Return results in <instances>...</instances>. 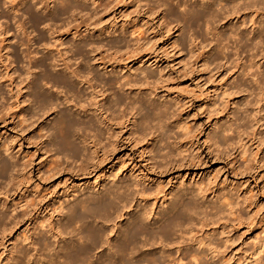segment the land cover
<instances>
[{"label": "rangeland", "instance_id": "obj_1", "mask_svg": "<svg viewBox=\"0 0 264 264\" xmlns=\"http://www.w3.org/2000/svg\"><path fill=\"white\" fill-rule=\"evenodd\" d=\"M38 1L0 0V161L5 159L16 168L12 172L14 180L0 179V213L9 217L0 226V264H53L57 252L70 247L72 242L77 245L86 241L91 232L84 230V233H80L83 230L80 231L79 223L73 227L76 231H72L70 226L73 224L66 221L68 208L84 195L100 194L111 182L118 180L138 182L136 191L142 189L148 193L143 199L147 200L149 209L155 199L167 194L171 202L183 191L191 192L199 202L205 203V207L209 205L207 210L200 212L183 240L188 243V248L195 251H204L198 248V242L207 239L218 247L217 256L213 259L208 257L206 264H264V33L257 40L261 49H253V44L246 40L254 33L252 18L249 15L240 20L224 16L210 20L212 18L208 15L206 18L199 15L188 19L182 17L183 10L193 3L204 4L205 0H185L189 6H183L184 9L171 6L164 0L160 3L151 0H100L99 4L104 3L101 8L98 3H89L90 0H73L89 7L85 13L76 12L77 18H86L84 14L88 13L92 29L97 26L95 31L108 30L102 38L94 36L92 31L83 32L82 38L70 36L63 38V41H67V45H75L79 40L89 41L92 38L106 44L124 38L133 44L136 42L134 38L137 40L140 37L144 43H151L146 47L152 49L148 50L152 51L156 62L126 64L131 71L128 68H110L109 72L113 73L112 77L118 75L120 78L133 75L136 71V77L142 78V69L154 75L150 84L143 87V103L147 102L146 107L148 102L167 104L171 121L179 122V126H170V142L175 143L170 146V155L165 160L156 156L154 149L151 150L150 137L137 133L141 128L135 123L140 116L148 115L147 110H142L145 112L141 111L137 119L132 120L131 124L127 123V128L125 125L117 127L114 137L118 136L115 137L118 151L111 152V159L102 163L91 162L87 166L85 158L77 159L73 154L71 157L65 148L57 145L59 139L51 130L57 114L30 117L36 115V111L33 114L36 106L33 107L28 101L30 90L24 84L28 78L26 72L30 67L37 70L34 76L42 77L43 73H38V67L35 68L40 58H36L35 62L32 59L36 54L41 56L44 53L42 38L51 44L56 43L52 40V26L48 28L49 23L42 22L48 17V10L41 7V3L55 0ZM13 3H18L15 12L11 11L16 5ZM27 5L33 6L32 11H26ZM55 5L53 3L50 7L54 9L57 7ZM198 9L201 11V8ZM63 17L66 19L65 15ZM258 20L257 26L261 22L259 26L263 29L264 15ZM62 23L61 20L56 22L58 30ZM237 32L242 38L238 36L234 39ZM6 45L8 47L4 48ZM225 45L232 50L229 55L222 50ZM250 61L263 64L261 76L246 72ZM100 76L108 78L103 71ZM18 90L23 93L17 95ZM60 95L59 98L62 97ZM15 96L21 100L18 107L14 103ZM64 104L60 109L79 114L71 105ZM122 108L121 111L116 109V112L123 114ZM229 113L233 117L228 118ZM22 115L28 117L27 122L22 121ZM149 115L148 120L154 118L152 114ZM80 116L83 117V114ZM81 117L75 116L77 120ZM227 125L231 126L229 133L222 131ZM100 127L105 130L103 126ZM88 133L84 134L88 136ZM105 135L109 137L107 133ZM107 142L104 141V144ZM6 146L9 152L5 151ZM91 151L88 148L89 154ZM99 154L101 156L103 151H99ZM81 166L86 169L80 170ZM131 202L134 203L128 206L132 208L127 207L122 218L114 217L113 224L119 226L124 222V226L129 218L141 213L138 205L145 204L140 202V198ZM38 206H41L42 213L32 212ZM162 209V204H158L156 214ZM97 218L96 223H92L99 230L98 224H102L104 219L101 217V221ZM37 220L44 221L42 227ZM155 220L158 217L154 218L152 224ZM52 229L64 234L62 238L58 240L52 237ZM111 229L105 227L106 233L118 237V233L111 234ZM155 229L159 232L160 227H154L153 231ZM44 241L50 244L49 247L44 245ZM85 241L83 244L88 249H83L80 244L76 247L78 249L80 245L81 251L92 248L89 257L87 255L90 264L96 263L100 254L109 252L108 246H100L99 243L94 250L90 242ZM194 243L196 245L190 246ZM261 248V260L254 262L251 257L255 250ZM115 250L116 244L115 247L113 244L111 251ZM170 251L179 256L177 249ZM71 257L69 255L68 260L73 261L75 258L72 260ZM87 257L83 262L87 263Z\"/></svg>", "mask_w": 264, "mask_h": 264}, {"label": "bare ground", "instance_id": "obj_2", "mask_svg": "<svg viewBox=\"0 0 264 264\" xmlns=\"http://www.w3.org/2000/svg\"><path fill=\"white\" fill-rule=\"evenodd\" d=\"M39 1L41 2L42 0ZM99 1L100 0H90L89 3L91 2V4L94 5ZM151 1L160 3L161 0ZM164 1H166V3L168 4H171V6L173 5L179 8H183V6L184 8H187V6H189L186 3L187 1L185 0ZM53 3L57 4L55 5L57 7L54 9L50 7V5ZM17 4L18 3H13L15 7L13 6L11 8V11H16L15 9L16 6H18ZM41 4L42 8L48 10L47 19L41 21L45 23L47 22V24L49 23L50 25L46 24L48 28L52 26L50 29V31H52V40H54V42L56 43L60 41L61 42L59 43V45H57L56 43L51 44L50 41L42 38L41 48H43L42 51H44V53L42 52L43 54L41 56H38L36 54L34 59H32L34 61L36 60V58H40L39 63L35 65V68L38 67V71H40L38 73H43L42 77L39 78L36 75L34 76L37 70L34 71L32 69V71L31 69H29L30 67L28 68V72H26L28 78L26 77L27 82L24 80V84L26 83L27 88L30 90V94L28 93V101L32 106H36V108L33 110V114L34 111H36V115H31L30 117L35 118V116L37 115L45 116L48 114H57V118H55L51 125V130L55 132V136L59 139L57 145L59 144L60 147L65 148V151H67L69 155L73 154V156L77 157V159L82 157L85 158V163H87L88 166L91 162H107V159L110 158L111 152L115 153L116 151H118V141L115 138L118 136L116 135L114 137L117 127H120V125H125V127L127 128L129 126H126L127 123L131 124L132 120L137 119V116L141 115L140 112L142 110H147V117L150 116V113L154 118L152 117L153 119L148 120L147 117L140 116L137 124L134 122L138 128H141L140 131L137 129L139 131L137 133L141 132L147 138L150 137V146L153 147L151 148V150L154 149V153H157L156 156L159 155V158L162 157L163 160H165L170 155V146L175 143L170 142V126L172 124H176V126H179V122H175L174 120L171 121L172 118L169 115L170 107L168 108L167 104L165 105V103H162L163 105H160V103L157 104L154 102H148V105L146 107L145 104H147V102L143 103L145 100L143 87L150 84V80L155 78L154 75L143 69L140 71L142 78L136 77L137 71L134 72L133 75L121 78L118 75L112 77L113 73L109 72L110 68L112 70H125L128 68V65L126 64L131 65L134 63L133 65H146L150 62H156L151 55L152 51H149L152 49H147V47L150 46L151 43H144V41L140 37H138L137 40L134 38L136 42H133V44L129 39L127 40L124 38H118V40L113 42L110 41L106 44H104L103 41H93L91 38V40L89 41L79 40V43L75 45H67V41H63V38H68L70 36L75 39L79 37L82 38L83 36L81 37V34L83 32L92 31L94 36L102 38L106 35L108 29L95 31L94 29H96L95 27L97 26H94V29H92L93 27L89 24L91 17L88 15V13L84 14V16H87L86 18H77L75 16L79 13H85L89 9L86 4H79L78 2L73 0H55L53 2L51 1L45 4ZM102 4L98 3L99 8L103 6ZM32 7L31 5H27L26 11H32ZM102 8L104 9L105 6ZM198 8H201V11H199ZM197 9L199 12L197 11ZM76 12L78 13L75 14ZM70 14L71 16H68ZM63 15L66 16V19H64L65 17H63ZM181 15L182 17H184V19H188L197 15L202 17L208 15L210 16V18H212H209L210 20L220 18L221 16L231 18L233 17L235 19L239 18L240 20L241 17H246L249 15L252 18L251 25L255 28L253 29V36H250L251 38L246 37V40L253 44V49L257 51L261 49V44L260 42H257V40L262 37L264 28L262 29L261 26H259V24L261 25V22L257 26V20L258 18L260 19L262 15H264V0H205L204 4L201 5L199 3H193L190 8L188 7V9L183 10ZM202 19L201 21H203ZM60 20L63 23L60 27V30H58L56 22ZM38 21L39 20H37V22ZM19 28H21V26H19ZM62 30L63 32H61ZM235 34L236 36L234 37V39L236 37H241L239 32ZM222 45H224V43ZM6 47L8 46L6 45L4 48ZM222 50H224V53H228L227 55H229V53L232 51L229 50V45H225ZM252 62L253 61H250L249 65H247L246 72L248 74L254 72L253 76H261L263 74L261 73L263 64H258L256 63V61H254L255 63ZM238 68L240 69L241 66H238ZM102 71L106 76H108V78H103V76H100V73ZM129 71L131 70L129 69ZM11 90L12 89H10V91ZM20 91L18 90L17 95H21V93H23ZM15 94L16 93H14V95ZM60 94L64 98L63 100L62 97H60L62 101H60L61 99L59 98ZM113 95H115V99L112 98ZM111 98L113 100H111ZM14 100H16L14 103H16L18 107L21 102L19 96H15ZM24 103L27 102L24 101ZM64 103L66 105H71L74 109H76V111L79 112V114H76V112H73L72 110V112H70L69 110L68 112L66 111V109L65 111L62 110V108L60 109L61 105H63ZM138 103H140V106L138 105ZM65 104L64 106H66ZM33 107H31V109ZM122 107H124L123 114L121 112H116L118 109V111H121L123 109ZM12 111L14 110L12 109ZM126 111H129V113H127ZM116 113H121V116L119 114L117 116ZM80 114H83V117H81ZM77 115L81 117L79 118V120H77L78 118H75V116L77 117ZM228 115L229 117H226H233L231 113H229ZM22 116L24 117L22 121L25 120L27 122L28 117L26 118L24 115ZM37 119L39 118L37 117ZM38 121L36 120V122ZM230 125H227L226 129L224 128V130L222 131L229 133L232 126ZM100 126H103L105 130H103V128H101ZM87 132H89L88 136L85 135ZM110 132H112L111 135L109 134ZM106 133L109 135V137L105 135ZM146 133H148V135ZM54 137L52 138L55 141ZM104 141L108 142L104 144ZM155 143L156 147L154 148ZM6 147L7 148H5V151L7 152L9 150V147ZM88 148L89 150H92L90 154L88 152ZM99 151H103V154L101 156H99ZM14 169L16 170V168L9 164L7 160L4 159L0 161V179L14 180V178L12 177V172L14 171ZM85 169L86 168L83 169L82 167V169L80 170ZM137 183L138 182L131 183V181L129 182L128 180H118L115 182H111L107 188H104L103 186L104 190L102 189L103 191L100 194L88 193L84 195L81 200H78L75 203L71 204V206L68 208V215L66 214V221L68 222L67 224H73L72 226H70L71 228H73L76 223H79L80 225L78 226H80V231L83 230L80 233H84V230L85 232L89 231L88 233L91 232L92 234H89L91 236L88 235L86 241L90 242V245L94 250H96V248L99 246V243L100 246L105 245L109 247V252L100 254L96 263L94 262L93 264H206L208 257H211V259H213L217 256L218 247L211 243L209 239L198 242V248L205 249L206 251L192 250L191 247L188 248V243L183 241L188 232L191 231L190 226L197 219L198 215L201 214L200 212L203 211V209L207 210V208L210 207L209 205L205 207V203L202 204L201 202H199L191 192L186 193V191H183L180 192L179 195L176 196V198L171 202H169V195L167 194L164 195L161 199H155L153 206L149 209L146 204L147 200L143 199V197H145L148 193L146 194L142 189L136 191L139 187V183ZM138 198H140V202L142 204H145L144 206L138 205V208L141 209V213H136V215L132 216L133 213L131 212L132 217L130 216V220L128 219L129 222H127V224L124 226L122 225L124 222L120 223L119 226L118 224H113V218H122V213H124V210L127 207L132 208V206H128L134 203H132L131 200ZM160 203L162 204L163 209L159 211L158 214H156L158 204ZM38 207L32 212L41 211L42 213L41 206ZM97 216L98 218L101 216L102 219H104V222L100 224L101 226L98 224V228H101L99 230H97L95 226L93 227L92 223L95 222ZM156 217H158V220H155L156 222L152 224V221ZM7 218H9L7 214L0 213V226L3 225L2 223L5 224ZM43 223L44 221H39L41 227ZM156 226L160 227V229H158L159 232H157L156 229L153 231V228ZM105 227H112L111 234L118 233V237L116 235L115 237L108 235L106 233ZM188 228L190 229L188 230ZM121 229L123 230L121 231ZM72 231H76L75 228H73ZM51 233L52 237H54L55 239L57 238L58 240L64 235L57 233V231L55 232V229H52ZM44 242V245H48L47 247H49L50 244H46V241ZM83 242L81 244L77 243V245L75 243L74 245L72 242L73 245L69 244V246L71 245L70 247H66L62 251L59 249L60 251L57 252V257L55 256V259L52 260L56 261V264H62L65 261L69 264H76V261H78L77 264H90L88 262V254L91 253L92 248L90 251H81L82 248L88 249V247H85ZM112 243L114 244V247L116 244L117 250L111 251L113 248ZM78 244L83 245L82 248L79 245V250L76 247L78 246ZM192 245H196V243L190 244V246ZM184 248L187 249L185 250ZM173 249L178 250L177 253H179V256H175L172 254L170 250ZM261 250L263 249L261 248L254 251L251 257L254 258V262H258L261 260L260 256L263 253V251ZM156 251L158 252L156 253ZM24 254L27 253L25 252ZM69 255H71L72 257L74 256L73 258L71 257L72 260L75 258L73 260L74 262L68 260ZM65 257H67V259ZM86 257L87 263L83 262ZM56 258H65L66 260L60 259V261H57L59 259Z\"/></svg>", "mask_w": 264, "mask_h": 264}]
</instances>
